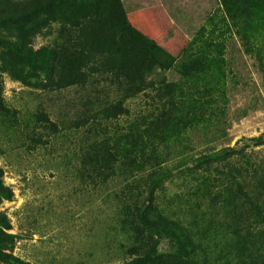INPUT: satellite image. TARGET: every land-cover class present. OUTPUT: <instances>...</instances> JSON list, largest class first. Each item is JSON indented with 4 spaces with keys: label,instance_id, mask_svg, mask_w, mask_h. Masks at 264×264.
Listing matches in <instances>:
<instances>
[{
    "label": "rangeland",
    "instance_id": "1",
    "mask_svg": "<svg viewBox=\"0 0 264 264\" xmlns=\"http://www.w3.org/2000/svg\"><path fill=\"white\" fill-rule=\"evenodd\" d=\"M6 1L14 4L22 0H0ZM66 1V7L54 2L55 17L45 14L34 20L26 40L34 50L57 49L60 55L79 53L84 47L89 34L85 23L94 20L91 15L85 20L82 12H74L75 0ZM212 3L199 27L189 17L181 22L191 42L176 57V64L205 48L222 58L225 85L213 91L215 102L207 108L216 110L217 115L208 125L195 120L197 125L179 141L172 138L162 144V158L156 162L162 168L118 164L112 179L100 184L82 176L84 153L99 145L96 141L110 137L113 141L132 130H142L158 108L168 105V93L160 88L185 82L183 76L175 68L158 67L146 78L154 84L131 94L125 83L102 72L114 64L105 65L107 59L103 63L96 57L83 66L86 82L61 87L57 74L33 69L15 55L7 42L16 41L20 31L0 20V102L10 113L6 117L0 111V180L12 192L10 199L0 203V214L10 223L6 232L15 237L5 249L7 253L30 264H121L133 260L138 255L131 248L141 238L136 240L131 228L135 210L128 185L134 183L144 191L149 176L162 169L169 171V176L161 179L155 202L171 218L178 217L193 236L194 245L187 249L191 264H264V223L257 222L255 216L241 218L239 213L246 211L232 199L224 208L223 201L217 204L201 192L205 183L200 179L205 172L201 166L209 163L199 161L204 157L216 160L223 156L225 163L237 165L249 159L256 173L254 176L250 170L246 184L256 189L264 181V61L257 53L261 45L253 38L248 43L237 33L238 26L222 4ZM133 13L137 21L133 25L144 32L147 25L141 22V13ZM144 33L168 51L171 31L150 28ZM208 41L213 42L209 48ZM53 59L51 63L59 71L63 62ZM204 87L201 80L199 89ZM109 111L117 115L109 116ZM142 204L145 209L148 200ZM236 227L250 236L237 237ZM157 238L160 252L179 251V241L171 232L163 231ZM0 264L13 263L0 260Z\"/></svg>",
    "mask_w": 264,
    "mask_h": 264
},
{
    "label": "trees",
    "instance_id": "2",
    "mask_svg": "<svg viewBox=\"0 0 264 264\" xmlns=\"http://www.w3.org/2000/svg\"><path fill=\"white\" fill-rule=\"evenodd\" d=\"M58 1L61 7H66L69 2L66 0H22L14 4L9 1L0 2V20L3 24H11V30L20 31L16 41L7 42L15 55L21 57L33 69L49 70L57 74V82L61 87L86 82L83 66H87L88 62L96 57L103 63L107 59L105 65L110 61L114 64L108 68L105 67L102 72L107 76L113 75L119 82L125 83L126 90L131 94L145 90L150 84L153 85L154 83L148 82L146 78L158 67L163 70L175 68L185 80L183 83L164 84L160 88L161 91L168 93V105L163 104L161 108H158V113L142 130H132L113 138L114 144L111 143L113 142L110 140L111 137L100 142L96 141L99 145H94L83 155L82 176L100 184L112 179L118 164L129 165L136 169H144L147 164L161 167V163L156 162L162 158L163 153L160 151L162 144L172 138L173 141H179L183 134L197 125L195 120H204L202 125L205 123L208 125L210 121H213L212 118L217 115L216 110L207 108H212L215 102L213 91L220 88L222 84L225 85L226 74L220 65L223 62L222 58L214 57V54L208 53L209 49L205 48L192 53L182 63L176 64V57L184 53L191 42L180 26L181 21L187 16L192 19L196 27H199L207 17L206 1L203 8L196 4L200 3L196 0H172V3H167L166 11L156 6L158 14L155 16V23L173 33L168 51L133 25L124 0H75L74 12H82L85 20L91 15L94 20L93 23H85V29L89 30V34L79 53L72 51L59 55L57 49L34 50L26 42L29 28L32 30L34 20L40 15L47 14L55 17L56 10L53 5ZM220 3L229 19L238 26L239 35L246 38L248 43H252V38L258 40L261 46L258 47L257 53L260 61L263 62L264 0H221ZM208 42L207 48L213 45L212 41ZM53 57L63 62L59 71L56 65L51 63ZM82 57L85 59L83 60ZM201 80L204 81V89H199ZM222 92L224 93L223 90ZM120 105L121 103L119 107ZM0 111L5 113L6 117L10 115L9 110H6L1 102ZM108 114L109 116L117 115L114 111H109ZM223 158L222 156V159L213 160L211 157H204L199 160L201 163L209 162L201 166L202 170H205L204 174L200 175V179L203 178L205 181L201 184L202 197L209 196L211 200L218 201L217 204H220L221 200L224 202V208L228 205V200L232 199L237 207L246 211L244 214L239 213L241 218L243 215L244 218L255 216L256 221L263 224L264 181L262 187L256 189L251 188L245 181V177L250 175V170L255 176L254 164L249 159L238 162V165L225 163ZM168 174L169 171L162 169L152 173L145 181L147 187L144 191H141L140 187L135 186L134 183L128 185L129 199L134 202L135 210L131 228L136 235L135 239L141 238V240L139 244L131 248L132 250L134 248V253L138 256L121 264H191L187 249L194 245L193 236L187 233L188 230L177 220L178 217L175 218L173 215L171 218L155 202L158 185H163L161 179L169 176ZM1 182L0 180V203L3 199L12 197V192L4 188ZM144 199L148 200V204L145 209H142ZM126 209L130 210V207ZM10 228L9 221L0 214V260L11 261L13 264H30L5 251L14 243L15 237L6 232ZM163 231L171 232L179 241V251L176 253L159 251L157 236ZM235 233L237 237L249 235L238 227Z\"/></svg>",
    "mask_w": 264,
    "mask_h": 264
},
{
    "label": "crops",
    "instance_id": "3",
    "mask_svg": "<svg viewBox=\"0 0 264 264\" xmlns=\"http://www.w3.org/2000/svg\"><path fill=\"white\" fill-rule=\"evenodd\" d=\"M204 1H206V6H207V10H208V7L212 6V4H213L212 0H209V1L208 0H196V2H200V3H196V4L203 8V6L205 5ZM216 1L220 2L221 0H216ZM124 3L127 5L128 11H129V18L132 22L136 21V19L132 16V15H134L133 12H135V13L140 12L141 13V15H142L141 22L146 23V25H147L144 28L145 29L144 32H147L150 28H152V29L157 28L159 30L161 29L162 31H164V29H162L160 26H158L155 23L156 22L155 16L158 14L157 10H156V6H160L161 8L165 9V11H166V9L168 8L167 3H172V0H124ZM207 10H206V15L208 16ZM185 17H187V16H185ZM172 21H173V18H172ZM133 24L135 25V23H133ZM180 26L182 29H184V27H182L181 24H180Z\"/></svg>",
    "mask_w": 264,
    "mask_h": 264
}]
</instances>
